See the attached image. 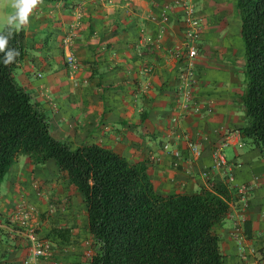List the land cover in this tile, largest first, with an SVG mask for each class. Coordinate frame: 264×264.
<instances>
[{
    "label": "crops",
    "instance_id": "0c3cea01",
    "mask_svg": "<svg viewBox=\"0 0 264 264\" xmlns=\"http://www.w3.org/2000/svg\"><path fill=\"white\" fill-rule=\"evenodd\" d=\"M176 1L43 0L19 31L26 55L16 80L50 116L57 139L144 163L158 193L225 186L230 210L214 229L225 264H264V157L241 134L247 76L237 0H194L203 29L187 87L186 62L172 55L184 41L185 10ZM11 11L4 5L0 16ZM66 39L80 64L75 80ZM189 141L201 147L200 158ZM223 143L228 167L219 169L213 149ZM241 186L249 187L247 207ZM55 228L68 229L69 241L52 236ZM32 230L53 254L31 264H83L94 255L83 196L54 161L36 166L21 156L1 186L0 264L30 259Z\"/></svg>",
    "mask_w": 264,
    "mask_h": 264
},
{
    "label": "trees",
    "instance_id": "16d2710c",
    "mask_svg": "<svg viewBox=\"0 0 264 264\" xmlns=\"http://www.w3.org/2000/svg\"><path fill=\"white\" fill-rule=\"evenodd\" d=\"M236 6L247 76L238 99L241 134L264 157V0H237ZM8 47L20 55L5 67L6 54L0 53V197L19 157L36 166L54 161L87 206L95 246L89 264H225L214 229L229 213V190L211 185L194 194L162 195L144 163L131 164L98 145L73 148L57 139L50 116L15 77L26 55L23 34L14 32ZM51 234L69 241L68 229Z\"/></svg>",
    "mask_w": 264,
    "mask_h": 264
},
{
    "label": "built area",
    "instance_id": "2783aa9c",
    "mask_svg": "<svg viewBox=\"0 0 264 264\" xmlns=\"http://www.w3.org/2000/svg\"><path fill=\"white\" fill-rule=\"evenodd\" d=\"M176 5L183 7L185 10V16L183 18L184 41L181 47H175L174 49H172V55L175 58L186 62V69L184 70L181 78L184 81L185 87H187L189 86L188 84L189 82L195 80V60L199 56L198 44L201 39L203 21L197 14V9L194 0H177ZM153 20L156 21L157 19L153 18ZM165 21H166V17H164L161 22L165 23ZM64 45L68 50V52L65 54V64L70 73V77L73 80H75V76L77 74V71L79 70L80 64L74 52L70 50L72 48L71 40L66 39ZM180 94L181 97H183L186 102L190 100V94L187 91H181ZM225 145L226 143H223L215 146L213 149L214 165L219 169H224L228 167L223 152V146ZM189 147L197 159L201 157L202 150L197 143L189 141ZM164 149L168 150V145H165ZM229 180L231 183H234L235 178L233 174L230 175ZM238 191L240 196L242 197V200L245 201V207H247L248 204L246 199H247V194L249 193L248 192L249 187L241 186L238 188ZM24 207L27 206L24 205ZM28 237L33 247L31 249L30 259L26 260L24 264H31L33 261L37 259L50 258L52 256L53 247L50 242L40 241L34 230H32L29 233ZM254 264H261V263L256 262Z\"/></svg>",
    "mask_w": 264,
    "mask_h": 264
},
{
    "label": "clouds",
    "instance_id": "9594fccd",
    "mask_svg": "<svg viewBox=\"0 0 264 264\" xmlns=\"http://www.w3.org/2000/svg\"><path fill=\"white\" fill-rule=\"evenodd\" d=\"M43 0H0V7L9 5L11 8L10 14L0 16V24L6 26V34H0V53L6 54V59L3 61L5 67L17 62L16 58L20 52L12 48L8 51L9 40L13 37L14 32H18L29 24V17L33 10L36 9Z\"/></svg>",
    "mask_w": 264,
    "mask_h": 264
},
{
    "label": "rangeland",
    "instance_id": "374dc122",
    "mask_svg": "<svg viewBox=\"0 0 264 264\" xmlns=\"http://www.w3.org/2000/svg\"><path fill=\"white\" fill-rule=\"evenodd\" d=\"M6 26H4L3 24H0V32L5 28ZM83 264H89L88 262L83 263Z\"/></svg>",
    "mask_w": 264,
    "mask_h": 264
}]
</instances>
